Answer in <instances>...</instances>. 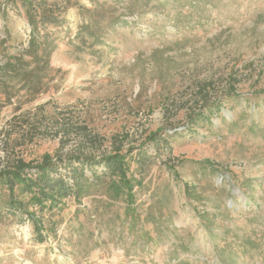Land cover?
I'll list each match as a JSON object with an SVG mask.
<instances>
[{
    "label": "rangeland",
    "instance_id": "obj_1",
    "mask_svg": "<svg viewBox=\"0 0 264 264\" xmlns=\"http://www.w3.org/2000/svg\"><path fill=\"white\" fill-rule=\"evenodd\" d=\"M116 150L0 189V264H264V0H0V169Z\"/></svg>",
    "mask_w": 264,
    "mask_h": 264
},
{
    "label": "trees",
    "instance_id": "obj_2",
    "mask_svg": "<svg viewBox=\"0 0 264 264\" xmlns=\"http://www.w3.org/2000/svg\"><path fill=\"white\" fill-rule=\"evenodd\" d=\"M15 75L18 76V73ZM77 129L83 128L78 127ZM88 137L89 141L94 140L91 136ZM123 162L124 156L118 150L112 154L107 153L99 156L79 153L64 157L59 156L55 159L49 155H44L40 161L35 162H27L18 157L0 169V189H7L12 196L14 188L18 186L22 190L32 193V199L38 202L47 200L53 207L61 197L75 193L80 189L82 177L85 175V166L92 169L96 164L102 163L106 168L103 174L117 175L119 183L128 187L130 193L132 183L130 178L126 176L125 168L121 167ZM62 165L69 166L71 184L65 179L60 169ZM7 201L12 210L10 212L17 213L18 210L20 211L21 206L18 205L16 199L10 197ZM34 225L38 227L40 224L37 222Z\"/></svg>",
    "mask_w": 264,
    "mask_h": 264
}]
</instances>
